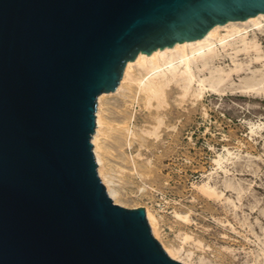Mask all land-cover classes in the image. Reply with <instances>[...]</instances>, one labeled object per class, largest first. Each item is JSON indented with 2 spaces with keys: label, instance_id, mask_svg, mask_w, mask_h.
Masks as SVG:
<instances>
[{
  "label": "water",
  "instance_id": "water-1",
  "mask_svg": "<svg viewBox=\"0 0 264 264\" xmlns=\"http://www.w3.org/2000/svg\"><path fill=\"white\" fill-rule=\"evenodd\" d=\"M264 0H0V264H185L98 172L97 100L142 51Z\"/></svg>",
  "mask_w": 264,
  "mask_h": 264
},
{
  "label": "rangeland",
  "instance_id": "rangeland-1",
  "mask_svg": "<svg viewBox=\"0 0 264 264\" xmlns=\"http://www.w3.org/2000/svg\"><path fill=\"white\" fill-rule=\"evenodd\" d=\"M256 39L261 58L229 49L215 59L230 71L219 91L198 97L172 82L147 104L128 81L101 107L118 204L149 208L157 239L185 264H264V31Z\"/></svg>",
  "mask_w": 264,
  "mask_h": 264
},
{
  "label": "bare ground",
  "instance_id": "bare-ground-1",
  "mask_svg": "<svg viewBox=\"0 0 264 264\" xmlns=\"http://www.w3.org/2000/svg\"><path fill=\"white\" fill-rule=\"evenodd\" d=\"M258 31H264V13H259L244 20H231L224 24H217L201 38L176 42L172 46L157 48L150 54L141 51L134 60L127 62L121 82L113 92L121 91L129 83L128 81L136 82L140 92L144 93L146 103L151 104L152 99L160 97L164 88L172 82L179 83L184 90V94L192 91L198 97L206 89L219 91L230 71L226 73L223 68L214 66L215 59L223 51L229 54V49H232L230 54L234 53L236 56L238 53L244 52L248 54L256 53L252 59L263 57L261 55L262 48L256 39ZM233 61L236 66L235 69L243 65L235 58ZM136 70L137 72L134 73ZM206 70H208L209 75L206 74ZM195 84L197 87L193 89ZM255 84L253 82L248 85L254 86ZM111 94L113 93L103 92L98 97L97 125L92 142L99 163V174L106 184L110 196L118 203L121 191L105 163L106 156L103 154L105 152L102 153L105 146L101 143V136L104 133L106 122L102 113V104ZM203 186L206 189L208 188L207 185ZM147 217L153 233L159 238L157 218L149 208H147ZM162 243L171 257L179 259L181 249L169 248L164 242Z\"/></svg>",
  "mask_w": 264,
  "mask_h": 264
}]
</instances>
